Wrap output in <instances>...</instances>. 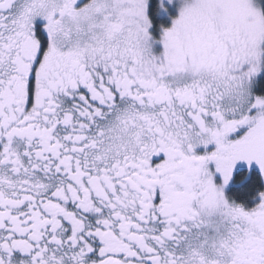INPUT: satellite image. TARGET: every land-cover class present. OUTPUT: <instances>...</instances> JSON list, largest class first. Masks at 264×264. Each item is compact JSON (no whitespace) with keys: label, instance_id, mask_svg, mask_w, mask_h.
<instances>
[{"label":"snow or ice","instance_id":"6c2138e0","mask_svg":"<svg viewBox=\"0 0 264 264\" xmlns=\"http://www.w3.org/2000/svg\"><path fill=\"white\" fill-rule=\"evenodd\" d=\"M0 264H264V0H0Z\"/></svg>","mask_w":264,"mask_h":264}]
</instances>
